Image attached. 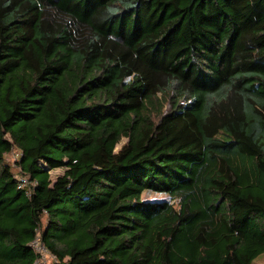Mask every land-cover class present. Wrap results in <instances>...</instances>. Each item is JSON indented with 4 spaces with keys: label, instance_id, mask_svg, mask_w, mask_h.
Masks as SVG:
<instances>
[{
    "label": "trees",
    "instance_id": "obj_1",
    "mask_svg": "<svg viewBox=\"0 0 264 264\" xmlns=\"http://www.w3.org/2000/svg\"><path fill=\"white\" fill-rule=\"evenodd\" d=\"M37 235L51 264L264 255V0H0V264Z\"/></svg>",
    "mask_w": 264,
    "mask_h": 264
},
{
    "label": "rangeland",
    "instance_id": "obj_2",
    "mask_svg": "<svg viewBox=\"0 0 264 264\" xmlns=\"http://www.w3.org/2000/svg\"><path fill=\"white\" fill-rule=\"evenodd\" d=\"M126 140H122L115 148V151L117 152L124 144H125ZM19 156V153H17L16 151L12 154H8L4 157V161L6 164L10 165L12 167L13 173L16 174L17 173V169L15 168V161L17 160ZM64 172L63 168H57V169H53L52 171H50V178L51 180H55L56 177L61 176ZM142 199L143 200H149V201H161V200H165L166 196L161 195V194H155V193H143L142 194ZM40 263L41 264H51L55 261L54 257H52V255L49 253H42L40 254ZM252 264H264V255H260L259 257H257L254 262Z\"/></svg>",
    "mask_w": 264,
    "mask_h": 264
},
{
    "label": "built area",
    "instance_id": "obj_3",
    "mask_svg": "<svg viewBox=\"0 0 264 264\" xmlns=\"http://www.w3.org/2000/svg\"><path fill=\"white\" fill-rule=\"evenodd\" d=\"M17 153H19V152H17ZM19 156H20V153H19ZM19 156H18V158H19ZM16 179H17V188L22 190L26 196H29L31 193V188L34 184L31 183L26 176H17ZM30 247L33 249V251L36 254H38L39 257H40V254H42L43 252L49 254L48 251L41 244L38 235L36 236L34 241L30 244ZM35 263L41 264L40 259L38 258Z\"/></svg>",
    "mask_w": 264,
    "mask_h": 264
}]
</instances>
